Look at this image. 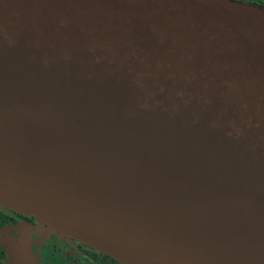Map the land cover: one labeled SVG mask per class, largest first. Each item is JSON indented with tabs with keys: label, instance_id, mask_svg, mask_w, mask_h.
Returning <instances> with one entry per match:
<instances>
[{
	"label": "water",
	"instance_id": "95a60500",
	"mask_svg": "<svg viewBox=\"0 0 264 264\" xmlns=\"http://www.w3.org/2000/svg\"><path fill=\"white\" fill-rule=\"evenodd\" d=\"M0 203L126 264H264V5L0 0Z\"/></svg>",
	"mask_w": 264,
	"mask_h": 264
},
{
	"label": "flooded vegetation",
	"instance_id": "af4514ba",
	"mask_svg": "<svg viewBox=\"0 0 264 264\" xmlns=\"http://www.w3.org/2000/svg\"><path fill=\"white\" fill-rule=\"evenodd\" d=\"M264 4V0H243ZM0 264H126L35 215L0 203Z\"/></svg>",
	"mask_w": 264,
	"mask_h": 264
},
{
	"label": "trees",
	"instance_id": "16d2710c",
	"mask_svg": "<svg viewBox=\"0 0 264 264\" xmlns=\"http://www.w3.org/2000/svg\"><path fill=\"white\" fill-rule=\"evenodd\" d=\"M243 1V0H242ZM246 2V1H245ZM251 3V2H250ZM254 4V3H253ZM259 5H264V4H259Z\"/></svg>",
	"mask_w": 264,
	"mask_h": 264
}]
</instances>
